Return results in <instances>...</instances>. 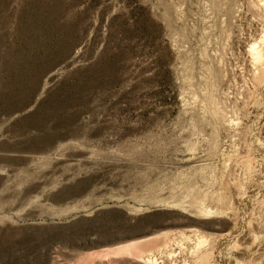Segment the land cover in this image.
I'll list each match as a JSON object with an SVG mask.
<instances>
[{"label":"rangeland","instance_id":"374dc122","mask_svg":"<svg viewBox=\"0 0 264 264\" xmlns=\"http://www.w3.org/2000/svg\"><path fill=\"white\" fill-rule=\"evenodd\" d=\"M150 263L264 264V0H0V264Z\"/></svg>","mask_w":264,"mask_h":264},{"label":"bare ground","instance_id":"6f19581e","mask_svg":"<svg viewBox=\"0 0 264 264\" xmlns=\"http://www.w3.org/2000/svg\"><path fill=\"white\" fill-rule=\"evenodd\" d=\"M182 232H184V231H182ZM170 235L168 233V234H163V235H159V236L158 235L150 236V237L144 238L143 240H138V241H134V242L131 241L130 243L128 242L127 244L119 245L113 249L111 248L110 250H107V251L104 250L105 251L104 254L108 257V254H110V253H116V254L128 253V254L135 255L136 257L142 259L145 257V254H147V256H148V254H150V253L152 254V252L155 249H158V248L165 246L166 243L169 242V240L171 238ZM199 238H201V237H199ZM186 239H188V236L186 237ZM203 241H205V240L202 237L200 239V242H203ZM149 261H151V260H149Z\"/></svg>","mask_w":264,"mask_h":264}]
</instances>
